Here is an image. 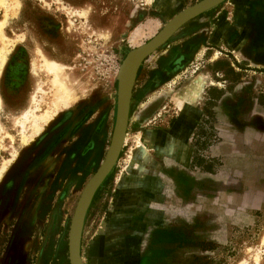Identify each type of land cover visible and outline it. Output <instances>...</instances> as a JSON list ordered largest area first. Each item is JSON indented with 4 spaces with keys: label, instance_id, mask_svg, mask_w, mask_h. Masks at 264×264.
Segmentation results:
<instances>
[{
    "label": "rangeland",
    "instance_id": "1",
    "mask_svg": "<svg viewBox=\"0 0 264 264\" xmlns=\"http://www.w3.org/2000/svg\"><path fill=\"white\" fill-rule=\"evenodd\" d=\"M197 1L0 0L5 36L4 41L0 38V264L66 263L76 201L111 139L122 60L176 13ZM225 2L184 23L139 66L122 150L85 214L81 234L84 264L123 261L122 253L113 259L109 254L98 256L90 244L109 230L106 219L114 215L105 211L115 208L110 202L116 179L131 172L144 160L143 153H148L146 140L153 133L148 136L147 130L172 123L176 112L183 110L178 100L195 80H200L201 88L195 104L202 107L203 116L204 109L212 112L219 139L197 154L219 163L212 162L210 174L201 167L193 168L203 175L194 183L187 180L193 191L192 198L187 196L194 201L195 211L186 214L181 228L185 235L177 234L175 239L164 235L155 242L170 245L163 256L145 245L131 262L237 264L245 259L254 263L264 231V0L251 1L256 17L254 43L259 47L256 53L251 52L254 45L247 44L242 55L223 51L213 53L218 55L216 59L199 53L184 56L187 51L181 49L195 31L187 26L195 18L217 12ZM216 60L228 62L233 71L224 62L214 65ZM239 82H246L244 91L251 108L246 106L250 110L245 124L235 128L229 125L233 120L219 112L223 106L219 101ZM53 103L59 104L56 114L35 132L34 120L44 116ZM241 109L243 112L245 106ZM89 120H102L103 144L96 149L84 147L81 152L86 155L77 158L79 149L73 144ZM235 120L239 118L235 116ZM208 126L203 127L209 131ZM260 256L259 264H264V251Z\"/></svg>",
    "mask_w": 264,
    "mask_h": 264
},
{
    "label": "crops",
    "instance_id": "2",
    "mask_svg": "<svg viewBox=\"0 0 264 264\" xmlns=\"http://www.w3.org/2000/svg\"><path fill=\"white\" fill-rule=\"evenodd\" d=\"M251 1L226 0L217 12H209L195 18L187 26L188 30L195 31L186 44L181 46V49L187 51L184 56L190 57L199 53L208 54V58L216 59L218 55L214 54L216 52L221 54L223 51L232 53L237 51L242 55V49L246 44L250 45V48L254 45L251 52L256 53L259 47L257 48L254 43L256 17ZM226 3L230 5L227 6ZM230 8L231 18L228 17ZM245 83L239 82L234 85L231 92H227L219 101V105L224 106L219 107V112L227 115V119H232L233 123L229 125L235 128L245 124L250 110L246 106L249 105L251 108L248 103L249 96H246L247 93L244 91L247 88ZM196 101L197 99L187 104L181 113L177 111L171 124L158 127L154 131L147 130L148 136L150 133H153V136L146 140L148 153H143L144 160L131 168V172L116 179L110 202L115 208L113 211L112 209L105 211L106 215L110 213L114 215L113 219H106L108 222L106 229L109 227V230L97 235L92 240L94 243L90 244L98 256L109 254L113 259L117 253H122L123 261L115 264H132L131 260L135 259L136 254L141 253L145 245L163 256L170 245L158 243L156 245L157 239L163 238L164 235L168 237L171 235L173 239L177 234L180 237L185 235L181 228L187 221L186 214L195 211L194 201L188 198L189 194V197L193 196V191H190L192 184L190 185L187 180L193 179L194 183L203 175L199 170L191 168L193 157L191 142L203 116L202 107L197 106ZM241 106H245L243 112ZM255 106V111H258L256 102ZM235 116L239 120H235ZM101 122L102 120L95 123L93 120L86 121L77 132V141L75 139L73 144L75 150L79 149L77 158L86 155L81 152L84 147L96 149L103 144L105 129L101 127ZM247 128L249 126L243 127V130ZM81 257L83 261L82 252ZM98 264H113V261L106 262L104 259L98 261Z\"/></svg>",
    "mask_w": 264,
    "mask_h": 264
},
{
    "label": "water",
    "instance_id": "3",
    "mask_svg": "<svg viewBox=\"0 0 264 264\" xmlns=\"http://www.w3.org/2000/svg\"><path fill=\"white\" fill-rule=\"evenodd\" d=\"M222 1L224 0H198L185 7L170 18L148 41L128 51L122 60L125 65V72L123 71L118 75L116 112L111 139L104 158L82 188L70 219L67 238L69 264H84L81 257V234L85 214L95 190L112 169L122 149L128 123L132 88L139 66L184 23Z\"/></svg>",
    "mask_w": 264,
    "mask_h": 264
},
{
    "label": "trees",
    "instance_id": "4",
    "mask_svg": "<svg viewBox=\"0 0 264 264\" xmlns=\"http://www.w3.org/2000/svg\"><path fill=\"white\" fill-rule=\"evenodd\" d=\"M222 62H224V64L229 68L230 71H233L232 68L229 66V63L225 62L224 60H216L214 65H219ZM219 69L221 68L216 66V70H219ZM214 122H215L214 115L212 114V112L207 111V109H204V116L196 129L197 131L195 132V136L192 142V145L194 148L192 166L201 167L203 171L208 172V173L213 172L212 162L219 163V160H217L216 158H210V157L208 158V157L203 156L202 154H197V153L199 150H206V148L210 146L211 144H213L214 141L219 140L218 136H216L215 134V128L213 126ZM208 123H209V126H208L209 131L205 130L203 127L205 124H208ZM199 135L202 137L204 136V138L202 139L201 137L197 138ZM235 149L237 150V147H235ZM205 158H207L209 161L206 160ZM64 250H65L64 252L66 253V246H64ZM65 264H69L68 260L66 261Z\"/></svg>",
    "mask_w": 264,
    "mask_h": 264
},
{
    "label": "bare ground",
    "instance_id": "5",
    "mask_svg": "<svg viewBox=\"0 0 264 264\" xmlns=\"http://www.w3.org/2000/svg\"><path fill=\"white\" fill-rule=\"evenodd\" d=\"M149 2H150V0H149ZM141 33H142V31L140 30V31H138L137 33H136V39H137V37L139 36V35H141ZM2 37V39H3V41L5 40V36H4V34H3V31H2V24H0V38ZM134 41H136V40H134ZM4 43H6V42H4ZM0 59H2V61H3V55H2V53L0 52ZM122 65V67L120 68V74H121V72H123L124 71V64H121ZM125 72V71H124ZM53 82H55V81H53ZM59 83V82H58ZM56 84H57V81H56ZM63 89H64V87H62ZM200 92H201V88H200V80H195L194 82H192L189 86H188V88L185 90V93L184 94H182V96H181V99H179L178 100V102H179V106H180V109L182 110V109H184L185 107H186V105L187 104H190V102H192V101H195L199 96H200ZM59 93L61 94V91H59ZM63 95V94H62ZM59 96V95H58ZM68 97H69V99L70 100H72V99H74L73 97H72V95L71 94H69L68 95ZM131 101V100H130ZM59 104H57V103H53V105H52V108L50 107V109H48V110H46V111H44V112H46V114L44 115V116H42V117H40V118H36L34 121V123H35V132H39L40 131V129H42V126H43V124L46 122V121H48L49 119H51L52 117H53V115L54 114H56V111H57V109H59ZM131 106V105H130ZM130 108V107H129ZM28 116V115H27ZM128 116H129V113H128ZM25 117V116H24ZM39 117V116H38ZM30 118V117H29ZM33 123V124H34ZM23 125V124H22ZM22 127V126H21ZM125 139H126V133H125V135H124V139H123V143H124V141H125ZM11 140V139H10ZM141 142V147H143L144 146V144H143V142L142 141H140ZM139 142V143H140ZM254 249V248H253ZM262 251H264V231L262 232V234H261V236H260V239H259V249H258V251L256 252V254L254 255V263L253 264H259V262H260V255H261V252ZM237 264H248V262H247V260H245V259H242L240 262H238Z\"/></svg>",
    "mask_w": 264,
    "mask_h": 264
},
{
    "label": "flooded vegetation",
    "instance_id": "6",
    "mask_svg": "<svg viewBox=\"0 0 264 264\" xmlns=\"http://www.w3.org/2000/svg\"><path fill=\"white\" fill-rule=\"evenodd\" d=\"M217 54V52L215 53ZM195 135V134H194ZM194 139V138H193ZM193 155H194V148H193ZM192 161H193V157H192ZM192 161H191V166H192ZM192 168H196V167H192Z\"/></svg>",
    "mask_w": 264,
    "mask_h": 264
}]
</instances>
